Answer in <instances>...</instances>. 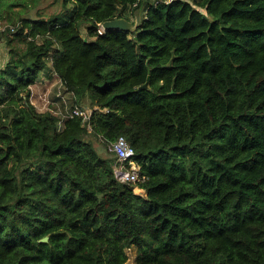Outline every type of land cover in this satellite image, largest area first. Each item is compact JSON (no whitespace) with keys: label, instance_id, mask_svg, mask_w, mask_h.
Wrapping results in <instances>:
<instances>
[{"label":"trees","instance_id":"trees-1","mask_svg":"<svg viewBox=\"0 0 264 264\" xmlns=\"http://www.w3.org/2000/svg\"><path fill=\"white\" fill-rule=\"evenodd\" d=\"M42 1L0 0L24 45L0 70V264H126L132 247L134 264H264V0L24 16ZM137 11L134 32L98 33ZM48 62L88 124L31 102ZM120 136L145 195L115 174Z\"/></svg>","mask_w":264,"mask_h":264},{"label":"built area","instance_id":"built-area-1","mask_svg":"<svg viewBox=\"0 0 264 264\" xmlns=\"http://www.w3.org/2000/svg\"><path fill=\"white\" fill-rule=\"evenodd\" d=\"M176 0H153L154 5L158 4H171ZM138 3L134 4V7H137ZM15 27L11 26L9 23L0 27V37L4 33H14ZM98 33L103 35L106 33V29L103 27V24L99 25ZM64 86L62 85V90L64 91ZM58 92L57 97L60 99V104L58 102H50L47 97V94L42 95L43 102L46 104L47 112L52 113L58 117V127L61 128L64 125V121L72 117H80L83 119V122L88 124L91 120L93 111H88L79 105L72 106V96L67 98L63 91ZM65 92V91H64ZM70 94V93H67ZM72 94V93H71ZM32 98V96H31ZM32 102V101H31ZM46 102V103H45ZM34 104V103H33ZM35 105V104H34ZM54 106V108L50 106ZM90 129V126L88 127ZM109 150L115 154L118 160V165L114 167L115 174L117 178L124 183H130L136 188L139 185L147 180V178L141 174V167L134 161L135 150L131 147L128 140L124 136H120L116 141L111 143Z\"/></svg>","mask_w":264,"mask_h":264},{"label":"rangeland","instance_id":"rangeland-1","mask_svg":"<svg viewBox=\"0 0 264 264\" xmlns=\"http://www.w3.org/2000/svg\"><path fill=\"white\" fill-rule=\"evenodd\" d=\"M61 10H62V8H61V0H43L42 3L40 4V6L37 9H33V10H29V11L27 10L25 12L24 16L28 17V18H36L37 15H41L42 17L49 18V17H51L53 15H57L59 12H61ZM134 16L136 18V20L134 22H136L137 20L140 21L142 19L141 18L142 17L141 11H137ZM8 23L12 24V25H15V24L7 21L5 18H1L0 19V27H1V25L4 26L5 24H8ZM84 35H86V31L85 30H84ZM9 38H12L14 40L18 39V41L20 42V45H18V46L21 47L22 49L24 48V45L21 43L22 41L19 39V37H16L14 34L4 33L2 38H0V68L3 67L5 65V63H6L7 54H8V58L10 59V54L9 53H10L11 47L14 48V47L17 46L16 44L14 45V40L12 41V44L9 45V41H8ZM48 64H49V62H48ZM56 87H57L56 89H58V87H60V81H58V84H57ZM61 90H62V88L60 87L58 92H60ZM64 91H65V89H64ZM64 94H65V96L67 98L71 96V94H67L66 92H64ZM41 95H42V93H41ZM41 95H40V102H43ZM49 95L50 96L48 97V99L50 100V102H53L55 100V97L57 98V93H56V96H54V97L52 96V89H51V93ZM54 95H55V93H54ZM32 101H33V99H32ZM72 102H73V100L71 101V103ZM81 104H82L81 107H83L84 109H87L90 112L94 110L92 104H90L87 101H84ZM35 107L40 112H47L48 105L46 106V104H43V106H41L40 104L35 102ZM50 107L54 108V106H52V105ZM96 145H101V144L98 141H96ZM99 148L101 149L100 146H99ZM136 193H138L140 195H145V191L140 189L139 187L136 188ZM127 253H128L129 259H128V262L126 264H134L135 258H136V255H137V248L132 247L131 249H128Z\"/></svg>","mask_w":264,"mask_h":264},{"label":"crops","instance_id":"crops-1","mask_svg":"<svg viewBox=\"0 0 264 264\" xmlns=\"http://www.w3.org/2000/svg\"><path fill=\"white\" fill-rule=\"evenodd\" d=\"M141 13H142V15H144L143 14V11H141ZM123 17L124 18H127V19L130 18L128 16H123ZM129 20L132 21L135 24L138 23V20L136 22H134L136 20V18H135L134 15ZM15 44L17 45L18 48H20L18 46V45H20V42L18 41V39H15L14 40V45ZM8 60H9V58H8V54H7V60H6L5 65L7 64ZM5 65L3 67H1L0 70L2 68H4ZM56 75H57L56 73L52 72L51 64L49 62L47 69L40 74L37 82L31 88V90H32V98H31V101L33 99L32 102L34 104H35V102H37L38 104H40L41 106H43L44 102H40V95H41V93H42V95L43 94L44 95L47 94V97H49L50 96L49 94L51 93V89H52V96L53 97L56 96V93L58 95V90L60 89V87L62 88V85L63 84H62L60 78L58 76H56ZM58 81H60V87H58V89H56L57 88L56 86L58 84ZM54 93H55V95H54ZM63 94H64V91H63ZM43 97L44 96H42V101H43ZM54 101L55 102H58L59 104L61 102L58 97L57 98L55 97V100Z\"/></svg>","mask_w":264,"mask_h":264},{"label":"water","instance_id":"water-1","mask_svg":"<svg viewBox=\"0 0 264 264\" xmlns=\"http://www.w3.org/2000/svg\"><path fill=\"white\" fill-rule=\"evenodd\" d=\"M103 27L106 29V32L113 30L134 32L137 29V24L133 23L127 18L121 17L110 21H106L105 23H103ZM47 240L48 238L43 239V241H47Z\"/></svg>","mask_w":264,"mask_h":264}]
</instances>
